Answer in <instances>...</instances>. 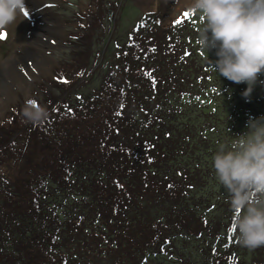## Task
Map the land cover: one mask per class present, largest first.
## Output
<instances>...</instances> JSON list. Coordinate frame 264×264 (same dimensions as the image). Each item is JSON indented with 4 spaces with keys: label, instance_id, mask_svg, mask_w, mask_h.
Masks as SVG:
<instances>
[{
    "label": "trees",
    "instance_id": "obj_1",
    "mask_svg": "<svg viewBox=\"0 0 264 264\" xmlns=\"http://www.w3.org/2000/svg\"><path fill=\"white\" fill-rule=\"evenodd\" d=\"M197 17L161 26L157 16H144L123 42L116 30L94 52L93 16L86 42L49 86H39L41 98L28 100L46 108L48 118L25 123V104L6 115L0 264H160V257L176 258L177 235L197 242L205 264H248L231 238L234 212L225 194L217 192L224 198L216 210L228 228L213 240L202 235L216 219L203 213L197 178L209 171L207 126L226 125L233 132L227 138L245 132V118L264 116V84L245 97V83L219 76L208 62L200 66L204 53L184 42L197 35L187 31ZM176 55L185 63L175 64ZM188 102L203 103L214 120L191 115ZM49 184L58 192L55 203L48 201ZM65 207L70 213L61 212Z\"/></svg>",
    "mask_w": 264,
    "mask_h": 264
},
{
    "label": "rangeland",
    "instance_id": "obj_2",
    "mask_svg": "<svg viewBox=\"0 0 264 264\" xmlns=\"http://www.w3.org/2000/svg\"><path fill=\"white\" fill-rule=\"evenodd\" d=\"M187 2L188 0H35V3L41 5L42 11H45L49 16L44 17L40 9H28V14L20 18L12 28L7 29L6 38L0 40V84L5 87L4 90L0 86V123L13 108L18 107L20 104H25L26 101L35 95L37 98H41L39 86L44 84L49 86L48 81L53 78L56 70L70 62L74 57V52L79 50L80 44L86 42L87 29L91 28L88 23L93 16L99 21L95 26L96 28L94 27L93 44H96L94 45V52H96L98 45H101L107 36L109 38L116 30L123 36L122 38L118 37L117 41L123 42L131 28L144 16H157L161 26L168 25L171 20L179 16H181L182 20L185 19L186 17L183 14L187 12ZM199 26L200 21L197 17L196 23L189 24L187 31H195L197 33ZM196 36L193 35L192 41L184 39V42L188 45L191 42L196 44ZM106 46H108V43L104 42L103 48ZM208 58L211 61L217 59L215 50L208 53ZM173 59L175 64L183 62L182 57L178 55L173 57ZM198 60L201 64L200 66L207 62L204 56ZM92 75H94V69L87 72L85 80L91 79ZM216 76L214 75V78ZM257 84L260 87L259 83ZM49 89L50 87H48ZM50 91L53 92V89ZM188 103L190 104L188 110L191 115L199 116L203 121L214 120L209 114L210 108L203 107V103L199 106H194L191 102ZM241 120L243 121L244 119ZM245 122L247 124V118H245ZM240 124L242 125V130L246 131L245 123L242 122ZM225 127L226 125L221 126L214 121L211 126L210 124L207 126L206 134L208 140L211 139L212 141V147L207 150L206 158L208 163L207 166L204 164V167H208L209 171L201 172L202 178H197L200 184L197 192L207 202L202 205L204 206L203 213H206V216L210 219H216L207 221L209 229L202 232V235L211 240L214 239V235L217 234L218 230L221 232L226 231L225 227L228 221L221 222L224 219V215H221L220 211L216 210L219 208L221 198L228 195L217 184L211 165V156L215 151L213 148L216 147L215 142L226 140L229 134L233 133L232 131L225 132ZM220 132L223 134L220 135ZM205 147L206 145L199 143L200 149H205ZM217 192L225 195H219ZM49 193H52V195L48 196V201L55 203L58 192L55 190L54 185L49 184ZM60 199L62 204V198L60 197ZM213 204L215 207L210 211L209 208ZM189 205H192L195 210L198 207L195 203ZM69 210L70 208H61V212L65 211L67 214L70 213ZM237 235L238 232L235 229L231 238L236 237L237 240ZM175 238H179L176 258L179 256L178 258L184 257L185 259L191 256L190 262H185L184 260L175 261L176 258L170 257L169 259V257L165 256L160 257V264H205L203 257L197 255L196 253L198 252H195L198 245L197 242L194 240L185 242L183 239L187 238L185 236L182 238V235H177ZM237 249L238 252L236 251V253L239 259L244 260L248 264L264 262V247L249 250L242 247L238 242ZM212 259L209 258L210 261Z\"/></svg>",
    "mask_w": 264,
    "mask_h": 264
},
{
    "label": "clouds",
    "instance_id": "obj_3",
    "mask_svg": "<svg viewBox=\"0 0 264 264\" xmlns=\"http://www.w3.org/2000/svg\"><path fill=\"white\" fill-rule=\"evenodd\" d=\"M186 11L198 15L195 39L212 69L233 83L247 85L249 96L264 75V0H188ZM26 0H0V31L26 16ZM215 50L217 59L208 53ZM25 123H43L48 111L25 102ZM247 130L217 141L211 165L217 184L226 191L242 247H264V116L250 118Z\"/></svg>",
    "mask_w": 264,
    "mask_h": 264
},
{
    "label": "bare ground",
    "instance_id": "obj_4",
    "mask_svg": "<svg viewBox=\"0 0 264 264\" xmlns=\"http://www.w3.org/2000/svg\"><path fill=\"white\" fill-rule=\"evenodd\" d=\"M26 4H27V8L28 9L37 8V9H40V12H41V14H43L44 17H48L49 16L47 13H45V11H42L41 5L35 3V0H26ZM0 86H2V84H0ZM1 88H3L5 90L4 85Z\"/></svg>",
    "mask_w": 264,
    "mask_h": 264
},
{
    "label": "snow or ice",
    "instance_id": "obj_5",
    "mask_svg": "<svg viewBox=\"0 0 264 264\" xmlns=\"http://www.w3.org/2000/svg\"><path fill=\"white\" fill-rule=\"evenodd\" d=\"M183 15L186 18H190V13H188V12H185ZM176 23L179 24V23H182V21L181 20H177ZM6 36H7V32L6 31H0V40H4L6 38ZM65 82H67V81H65ZM29 102L35 104V101H29ZM232 230L235 231V228H233Z\"/></svg>",
    "mask_w": 264,
    "mask_h": 264
}]
</instances>
